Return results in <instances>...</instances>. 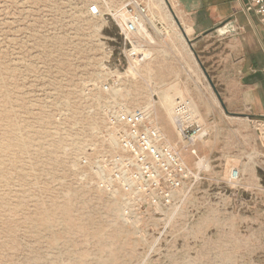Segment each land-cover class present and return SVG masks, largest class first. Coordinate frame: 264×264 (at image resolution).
<instances>
[{
  "label": "rangeland",
  "instance_id": "1",
  "mask_svg": "<svg viewBox=\"0 0 264 264\" xmlns=\"http://www.w3.org/2000/svg\"><path fill=\"white\" fill-rule=\"evenodd\" d=\"M140 1L154 43L188 48L206 81L183 36L178 0ZM126 2L0 0V264H264V117L227 114L221 79L213 102L203 96L204 108L219 111L222 129L247 133L216 139L213 119L193 102L207 135L195 147L198 158L182 151L195 177L168 209L137 227L124 224L118 199L79 165L80 157L93 158L87 147L112 105L151 107V123L174 145L171 107L190 97L138 82L152 46L141 64L125 58L119 19ZM92 4L100 16L88 13ZM220 27L216 34L227 37L230 29ZM216 143L226 147L225 160ZM233 167L236 181L228 179Z\"/></svg>",
  "mask_w": 264,
  "mask_h": 264
},
{
  "label": "built area",
  "instance_id": "2",
  "mask_svg": "<svg viewBox=\"0 0 264 264\" xmlns=\"http://www.w3.org/2000/svg\"><path fill=\"white\" fill-rule=\"evenodd\" d=\"M122 9L126 15L120 27L125 36L123 54L134 65L141 64L149 59L148 50L155 44L146 26L150 22L148 8L140 0H127ZM248 9L264 24V0H249ZM87 11L94 17L101 15L97 4L89 5ZM100 87L110 89L108 83ZM151 114V107L130 110L112 105L105 112L96 141L87 147L93 158L84 155L79 160V165L90 167L93 184L118 199L123 223L135 227L148 215L174 204L187 181L195 177L182 151L198 158L195 147L207 135L190 98H177L171 107L170 121L177 137L174 145L151 123ZM258 131L264 137V127ZM238 177V169L231 168L228 179L236 181Z\"/></svg>",
  "mask_w": 264,
  "mask_h": 264
},
{
  "label": "crops",
  "instance_id": "3",
  "mask_svg": "<svg viewBox=\"0 0 264 264\" xmlns=\"http://www.w3.org/2000/svg\"><path fill=\"white\" fill-rule=\"evenodd\" d=\"M178 4L186 27V41L189 40L193 57L201 70L204 68L202 72L208 75L211 84L207 78L206 81L201 78L188 48L157 43L151 47L153 58L139 72L138 82L149 79L158 93L177 87L190 94L187 98L197 103L202 116L213 119L208 126L216 129V139L222 132L246 134V128L222 129L215 120L219 111L214 107L205 110L202 102L203 96L213 102L211 96L216 95V85L221 79L222 94L227 95L222 97L227 114L237 115L240 120H246L247 116L264 117V24L248 9L249 0H178ZM219 27L230 29L227 37L216 34ZM216 56L220 60L217 64ZM219 147L225 160L229 153L224 152L226 147Z\"/></svg>",
  "mask_w": 264,
  "mask_h": 264
},
{
  "label": "bare ground",
  "instance_id": "4",
  "mask_svg": "<svg viewBox=\"0 0 264 264\" xmlns=\"http://www.w3.org/2000/svg\"><path fill=\"white\" fill-rule=\"evenodd\" d=\"M165 2V1H164ZM153 16V15H152ZM120 17V16H119ZM149 20H151V18L149 19ZM124 18L123 17H121L120 19H119V23H120V25L121 26H123V24H124ZM153 23V22H152Z\"/></svg>",
  "mask_w": 264,
  "mask_h": 264
},
{
  "label": "water",
  "instance_id": "5",
  "mask_svg": "<svg viewBox=\"0 0 264 264\" xmlns=\"http://www.w3.org/2000/svg\"><path fill=\"white\" fill-rule=\"evenodd\" d=\"M183 33V36L184 37H186L185 36V34H184V31L182 32ZM187 42H189V40L187 39ZM202 70H204V68L202 67ZM206 75V78L208 79V81L210 82V84H211V81H210V79H209V77H208V75L207 74H205Z\"/></svg>",
  "mask_w": 264,
  "mask_h": 264
}]
</instances>
